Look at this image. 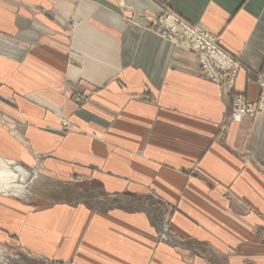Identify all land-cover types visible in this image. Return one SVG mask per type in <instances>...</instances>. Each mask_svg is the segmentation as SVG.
<instances>
[{
  "label": "crops",
  "instance_id": "1",
  "mask_svg": "<svg viewBox=\"0 0 264 264\" xmlns=\"http://www.w3.org/2000/svg\"><path fill=\"white\" fill-rule=\"evenodd\" d=\"M164 8L241 62L231 93L153 31ZM260 77L264 0H0V157L86 180L33 223L0 193V223L76 264H264V114L229 119Z\"/></svg>",
  "mask_w": 264,
  "mask_h": 264
},
{
  "label": "rangeland",
  "instance_id": "2",
  "mask_svg": "<svg viewBox=\"0 0 264 264\" xmlns=\"http://www.w3.org/2000/svg\"><path fill=\"white\" fill-rule=\"evenodd\" d=\"M175 17L177 18V20L180 23V26L183 27L184 23H189L188 21H186L183 17H181L180 15H178L177 13H175L174 11H172L171 9H167L164 8L162 13L158 16L157 18V24L154 27L155 29L153 30L156 34L162 36L163 38L169 40L171 43L175 44L176 46H180L183 47L187 50H189L190 52H192L195 57L197 58V61L199 63L200 69L203 73V75L205 76V78H207L208 80L215 82V83H219L222 87H224L227 90V93H231L235 82H236V78L237 75L239 73V71L241 70V68L243 67V65L241 64V62L239 60H237V58L235 56L232 55V53H230L229 51H227L222 45H220L219 43V38L214 35L207 27H204L203 25L201 27L207 29L209 31V33L214 36L217 39V44L214 45V48L216 47L218 49V51H222L224 53H226L230 58H231V67L228 68L227 70H223L221 68H219L217 65L220 64L218 59L213 58L212 54L210 53V49H208V55L210 56V62L213 63L216 67V75L218 74L221 78V82L218 81H214L213 79H211L210 77H208L206 74H204V70H206V68L203 66V63L200 60V54H197V51L189 49L188 47L180 44V42H175L174 38H172L171 34L172 33L171 29L167 27V25L169 26V24L167 23V21L165 20L168 17ZM193 25V24H191ZM193 26H200V25H193ZM186 41V40H185ZM185 44V43H183ZM187 45V44H185ZM194 49V47H192ZM209 48V47H208ZM234 57L235 60L232 58ZM233 61L235 62V64L233 63ZM235 65V66H234ZM205 68V69H204ZM236 74V75H235ZM234 76V77H233ZM258 83L260 85V95L258 100L262 99V89H261V84H264V78L260 77L258 78ZM147 97V96H146ZM241 98L243 99V97L236 95L233 105H232V109L229 115V119L232 120L231 115H232V110L234 108V103L235 100L237 98ZM75 99L79 102V103H88L89 101V97L87 95H82V96H76ZM245 100V99H244ZM247 101V100H246ZM255 101V102H257ZM249 102V101H247ZM253 102V101H252ZM258 114H264V110H260L257 107V112L254 114V116L250 117V116H246L244 117L242 120H244L245 118H253ZM61 123H62V127L63 129H68L70 128L71 122L70 120L64 116L63 118H61ZM42 161H40L41 164ZM36 166V165H35ZM40 167V166H39ZM37 169V166L34 167H30V170H35ZM42 175H43V179H41L38 182H32L30 184H28L27 186V196H25V198H21V197H12L11 199H20L22 202L24 201L23 199H25L26 201V205L29 207V212L27 213V215L30 216V222L33 223L34 218L36 216H39L41 213L40 210L44 207V211L45 210H52L53 207H55L58 204H70L71 202H75V204H78V202L75 200L76 196H79V194L77 192H75L76 194H73L74 191L78 190L81 191L82 193H85L86 191V184H85V179L84 177H73L72 180H59L58 178L53 177L50 173H48L49 171H43L42 169V165L40 168H38ZM75 189V190H74ZM100 201V200H99ZM99 201L95 202V203H100ZM83 202H85V200H83ZM49 213H46V216ZM43 215V219L44 217V213H42ZM14 217L11 218H20V216H16V215H12ZM17 218V219H18ZM1 221V220H0ZM165 223H162V225H164ZM12 226V225H11ZM47 226V225H46ZM35 227H31V230H33V235L38 236L39 239L44 238L47 242L51 241L49 239V235L51 237L52 234H49L47 227L41 226L38 231H42L43 235H37L36 231L37 229ZM13 229H11L10 227L4 226L0 223V247L4 250V254L0 255V264H76L75 262V258L73 259H61L56 257L55 254L53 253H45L46 251H48L45 245V242H41L40 244H37L36 241H34L35 243L31 242L29 244L26 243V245L22 244V240H21V235L20 233H16L14 231H12ZM44 230V232H43ZM60 233V232H59ZM58 233V237H59V241L57 242L56 248L57 246H60L61 244L63 246L68 247L69 243H67V241L65 240V242L62 239V236L60 237ZM2 235L4 236V238L2 237ZM48 236V237H47ZM59 243V245H58ZM37 245V247H35ZM40 250V251H39ZM53 252V251H51Z\"/></svg>",
  "mask_w": 264,
  "mask_h": 264
},
{
  "label": "built area",
  "instance_id": "3",
  "mask_svg": "<svg viewBox=\"0 0 264 264\" xmlns=\"http://www.w3.org/2000/svg\"><path fill=\"white\" fill-rule=\"evenodd\" d=\"M171 29L172 38L175 42H180V44L188 47L189 49L196 50L197 54H200V60L203 63V66L206 68L204 74L213 79L214 81L221 82L220 76L216 75V67L213 63L210 62V56L208 55V49L213 58L218 59L220 64L217 66L223 70H227L231 67V58L224 52L218 51L214 45L217 44V39L212 36L209 31L201 26H193L188 23H184L183 27L180 26L179 21L175 17H168L165 19ZM186 40V41H185ZM187 45H185V44ZM194 47V49L192 48ZM209 47V48H208ZM234 60L235 58L232 57ZM235 64V62L233 61ZM235 66V65H234ZM204 68V69H205ZM236 75V74H235ZM234 77V76H233ZM262 89V99L257 102L249 101L247 102L240 97L235 100L233 112L231 118L235 122H241L242 119L246 116H254L257 112V107L260 110H264V84H261Z\"/></svg>",
  "mask_w": 264,
  "mask_h": 264
},
{
  "label": "bare ground",
  "instance_id": "4",
  "mask_svg": "<svg viewBox=\"0 0 264 264\" xmlns=\"http://www.w3.org/2000/svg\"><path fill=\"white\" fill-rule=\"evenodd\" d=\"M42 179L38 170H30L25 165L0 157V193L25 197L28 184ZM4 250L0 247V255Z\"/></svg>",
  "mask_w": 264,
  "mask_h": 264
}]
</instances>
